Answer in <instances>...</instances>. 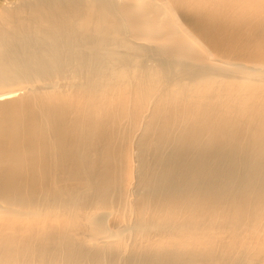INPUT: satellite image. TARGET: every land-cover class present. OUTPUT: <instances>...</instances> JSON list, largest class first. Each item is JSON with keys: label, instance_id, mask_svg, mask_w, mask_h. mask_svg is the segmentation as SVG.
<instances>
[{"label": "bare ground", "instance_id": "1", "mask_svg": "<svg viewBox=\"0 0 264 264\" xmlns=\"http://www.w3.org/2000/svg\"><path fill=\"white\" fill-rule=\"evenodd\" d=\"M0 264H264V0H3Z\"/></svg>", "mask_w": 264, "mask_h": 264}, {"label": "rangeland", "instance_id": "2", "mask_svg": "<svg viewBox=\"0 0 264 264\" xmlns=\"http://www.w3.org/2000/svg\"><path fill=\"white\" fill-rule=\"evenodd\" d=\"M2 1V2H1ZM3 3V0H0V4Z\"/></svg>", "mask_w": 264, "mask_h": 264}]
</instances>
